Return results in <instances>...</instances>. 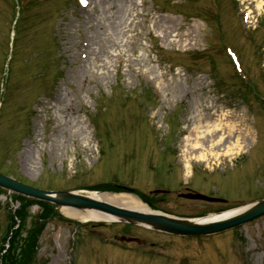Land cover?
<instances>
[{"label":"rangeland","instance_id":"rangeland-1","mask_svg":"<svg viewBox=\"0 0 264 264\" xmlns=\"http://www.w3.org/2000/svg\"><path fill=\"white\" fill-rule=\"evenodd\" d=\"M23 1L31 7L23 8L8 62L15 8L0 0V172L49 190L111 179L177 216L264 196V0H90L86 9L73 0ZM245 7L251 22L241 26ZM222 40L262 102L235 78ZM204 131L242 150L202 161L188 144ZM187 181L227 202L178 198ZM165 187L174 192L152 193ZM104 194L142 202L134 193ZM18 206L26 208L16 227ZM60 214L66 220L0 194V256L12 244L8 228L18 229L16 256L38 218L35 264H264V216L217 236L175 238Z\"/></svg>","mask_w":264,"mask_h":264},{"label":"water","instance_id":"water-1","mask_svg":"<svg viewBox=\"0 0 264 264\" xmlns=\"http://www.w3.org/2000/svg\"><path fill=\"white\" fill-rule=\"evenodd\" d=\"M0 188L9 193L42 200L82 211H94L107 220L139 225L161 233L176 236H206L216 234L264 214V198L241 207L198 218H179L153 212L134 211L103 200L82 195L74 191H48L20 183L0 173ZM187 198L214 201L201 195H187Z\"/></svg>","mask_w":264,"mask_h":264},{"label":"bare ground","instance_id":"bare-ground-1","mask_svg":"<svg viewBox=\"0 0 264 264\" xmlns=\"http://www.w3.org/2000/svg\"><path fill=\"white\" fill-rule=\"evenodd\" d=\"M115 22L112 21L110 22V27L112 28V30H116V26H115ZM98 54H101V48L98 47ZM98 54L96 55V59L98 57ZM84 67L80 68L81 70H84ZM215 138H217L214 134L213 135H208V133L202 132V135H198V137L195 138V141L192 143H189L188 146L190 145V149L191 151H195L198 152V157L200 158V160H207L209 156H214V155H223L225 154L226 156H228L230 158V156L234 155H238L240 153V151L242 150V146L240 145V142L238 141H233L236 142V145H233L229 147H225V144L228 140H225L226 137L223 139V141H221V137H219V139L217 141H215ZM188 140V139H187ZM229 142V141H228ZM236 148V151L233 152V150ZM207 150L208 152L210 151V153L206 154L203 151ZM219 151L221 153H219ZM184 168L187 169V165L184 164ZM92 196L98 197L102 200H105L109 203L112 204H116L122 207H126L129 209H133L136 211H146V207L140 203L138 200L133 199V198H127L124 195H106V194H98V193H92ZM66 217L69 218H75L80 222H84V221H90V220H97V219H108L107 217H103L101 215H98L96 213L93 212H79V211H75L69 208H61L60 210Z\"/></svg>","mask_w":264,"mask_h":264},{"label":"trees","instance_id":"trees-1","mask_svg":"<svg viewBox=\"0 0 264 264\" xmlns=\"http://www.w3.org/2000/svg\"><path fill=\"white\" fill-rule=\"evenodd\" d=\"M23 202L25 204H30L31 202L29 201H24ZM52 212V211H51ZM17 216L22 220L24 217L20 215V213H17ZM14 224V221L12 222ZM13 226H10L8 229L10 230ZM18 234V229L13 230L11 232L9 241L12 242V244H10L11 246L5 250L4 254H2L0 257V264H30L31 262V257H21L20 259L17 258L13 252L14 249V245H13V240H15V238L17 237ZM9 235V231L7 233V237ZM7 239V238H6ZM5 248L1 247V250H3Z\"/></svg>","mask_w":264,"mask_h":264},{"label":"snow or ice","instance_id":"snow-or-ice-1","mask_svg":"<svg viewBox=\"0 0 264 264\" xmlns=\"http://www.w3.org/2000/svg\"><path fill=\"white\" fill-rule=\"evenodd\" d=\"M83 2H86V0H83Z\"/></svg>","mask_w":264,"mask_h":264}]
</instances>
